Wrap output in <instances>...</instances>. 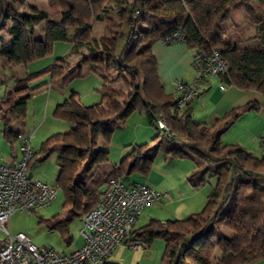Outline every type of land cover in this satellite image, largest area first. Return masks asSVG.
Returning a JSON list of instances; mask_svg holds the SVG:
<instances>
[{
  "label": "trees",
  "instance_id": "trees-1",
  "mask_svg": "<svg viewBox=\"0 0 264 264\" xmlns=\"http://www.w3.org/2000/svg\"><path fill=\"white\" fill-rule=\"evenodd\" d=\"M252 1L264 9V0H48L50 10L55 13L52 14L37 8L18 10L15 3L22 5L24 0H0V29L4 28L11 38L3 45L6 46L3 54L11 63L28 64L50 54L55 42L70 39L72 28L73 47L87 45L92 53L99 50L109 63L118 65L128 75L131 87V93L122 103L115 92H110L103 94L101 102L85 106L79 101V93L71 90L57 105L54 116L72 123L73 127L49 136L33 157L44 153L41 158L47 159L55 145H61L57 183L64 189L71 211L64 217L47 219L50 229L61 230L64 239L69 241L73 218H82L96 205L109 179L122 180L134 171L147 173L150 170L155 155L153 148L148 143L134 146L110 171L93 179L90 187L82 184V179L77 180L74 184L83 189V196L77 206L74 203L75 188L70 184L69 175L81 159L79 151L87 154L82 160L90 161L89 145L98 137L102 122H113L136 110H147L157 128L158 117H163L172 132L168 137L182 140L181 144L167 149L168 156L206 162L188 176L191 186L200 188L212 177L216 182L211 185L202 211L184 219L153 218L148 224L134 228L126 242L137 240L150 244L155 238H162L165 250L161 264H247L264 258V151L257 156L244 147L221 141L223 134L244 113L258 110L259 106L249 103L234 108L212 125L196 122L190 102L180 110L174 94L164 87L153 51L164 36L180 31L183 42L191 50H222L229 65L228 72L219 76L222 82L264 95V19L252 17ZM112 3L119 17L114 24L118 28L111 36L93 42L92 25L97 20H107L108 6ZM237 4L243 5L251 20L259 23L263 34L254 37L260 41L257 47L240 48L236 42L225 38L222 21ZM41 22H45V38L36 39L34 32ZM96 57L95 61H103ZM84 62L90 61L85 59ZM66 63L60 58L42 70L22 77L13 76L14 86L0 96L3 137L8 143L15 144L18 135L24 133L13 128V121H23L30 98L44 85L32 86V83L46 74H50L52 81L61 78L70 68ZM103 78L105 82L104 75ZM107 153V150H98L93 161L106 160ZM87 165L85 170L88 171L91 167ZM226 230L231 235L226 234ZM2 247L0 239V250ZM105 264L119 263L106 261Z\"/></svg>",
  "mask_w": 264,
  "mask_h": 264
},
{
  "label": "rangeland",
  "instance_id": "rangeland-1",
  "mask_svg": "<svg viewBox=\"0 0 264 264\" xmlns=\"http://www.w3.org/2000/svg\"><path fill=\"white\" fill-rule=\"evenodd\" d=\"M251 5L254 12L252 17H256L258 20L264 19V9L256 1H252ZM15 6L18 10L24 11H30L32 7L50 11L48 0H25L23 5L15 3ZM114 6L113 3L108 6L107 20H97L93 23V42L99 41L104 36H111L117 30L118 26L114 24L115 22L118 23L119 17ZM51 13L55 14L53 11ZM222 24L226 30L225 38L236 42L240 48L257 47L260 41L253 36L263 34L259 30V23L251 20L248 12L241 4L230 8ZM44 29L45 22L38 24L34 32V38L44 39ZM69 32L70 39L55 42L50 54L28 64L15 65L3 54L6 48L3 45L8 43L6 38L10 36L4 29L0 31V96H3L7 89L14 86L13 75L22 77L42 70L54 65L60 58H64L67 61L66 64L70 67L61 78L52 81L50 74H46L34 81L32 86L44 85L34 92L35 94L30 98L27 115L23 121H13L12 126L14 129L21 130L31 136L34 153L40 151L43 142L49 136L57 132H67L73 127L72 123L54 116L57 104L67 98L71 90H76L79 93V101L85 106L101 102L103 94L110 92H115L117 99L122 103L131 93L128 75L121 67L109 63L106 55L99 54V50L92 53L87 45L73 47L75 44L72 39L73 29L70 28ZM250 37L253 38L249 39ZM159 42L161 41L156 44H160ZM96 56L102 58L103 61H95ZM85 59L90 62L85 63ZM92 59H94V62H92ZM197 76L196 73L195 80ZM175 80L183 79L177 78ZM184 81L186 82V80ZM170 91L176 95L173 88H169ZM48 98H51L49 105L47 103ZM0 124L3 125L1 119ZM245 129L247 127L243 123H235L223 134L224 143L236 144L254 152L257 156H261L264 149L260 146L259 139H254V137L246 134ZM181 142L180 139L172 140L164 130L151 123L147 112H144V110H136L124 119L118 118L113 122H102L98 137L89 145L88 150L91 151L90 161H87V159L82 160V158H86L87 154L80 150L79 157L81 159L78 161V166L69 175L70 184L75 188L73 191L75 193L74 203L77 206V201L83 196V189L74 184L77 180L82 179L81 183H86L85 186L90 187L93 179L110 171L132 152L134 146L148 143L155 153L150 170L147 173L134 171L130 175L124 176L122 178L123 182L126 185L133 182L144 183L159 189L160 192H170L173 196L178 191L183 194L181 197H176L175 200H171L170 197L153 201L143 210L135 229L148 224L153 218L164 221L184 219L192 213L202 211L211 191V185L216 182V178L212 177L209 183L198 189L191 186L188 176L195 169L203 167L206 162L198 158L168 156L167 149L172 145H179ZM15 146L19 155L21 153L20 142L16 143ZM60 148L61 145H55L53 152L47 159L41 158L44 153H38L27 169L28 177L41 180L56 189V198L49 205L41 207L36 212L17 211L10 219L9 228L13 234L21 232L26 234L38 246H52L60 253H70L83 241L80 232L83 226L82 218L75 216L70 223L69 241L64 239L61 230L50 229L46 222L49 218L64 217L71 211V204L66 203V193L57 183L60 170L57 158L60 155ZM98 150H107L106 160L93 161ZM86 165L91 169L85 170ZM188 191L189 193L194 192V196L187 200L185 195H188ZM220 229L224 228L220 226ZM225 232L231 235L229 230ZM5 237L6 234L0 230V239L3 240ZM164 250L165 241L162 238H155L144 248H130L126 241H123L114 249L109 261L119 264H161ZM220 256V252H217V257Z\"/></svg>",
  "mask_w": 264,
  "mask_h": 264
},
{
  "label": "built area",
  "instance_id": "built-area-1",
  "mask_svg": "<svg viewBox=\"0 0 264 264\" xmlns=\"http://www.w3.org/2000/svg\"><path fill=\"white\" fill-rule=\"evenodd\" d=\"M139 13V11H137ZM184 41L180 31H174L161 39L164 45ZM192 64L197 78L194 82L176 80L179 92L177 107L186 104L201 94L200 83L207 76H220L228 72V62L217 48H201L193 52ZM157 125L168 129L163 117H158ZM21 156L12 164L0 158V230L6 234L0 250V264H105L114 249L126 241L135 228L143 210L155 200L170 198L168 192H160L151 186L133 182L126 185L123 180L111 178L103 185L98 202L82 217L81 235L84 242L71 253H60L52 246H38L24 233L13 234L9 223L19 210L36 212L49 205L57 196V190L49 184L28 177L27 169L34 157L31 136L19 134ZM264 149V131L259 136ZM130 248H144V241L126 242Z\"/></svg>",
  "mask_w": 264,
  "mask_h": 264
},
{
  "label": "crops",
  "instance_id": "crops-1",
  "mask_svg": "<svg viewBox=\"0 0 264 264\" xmlns=\"http://www.w3.org/2000/svg\"><path fill=\"white\" fill-rule=\"evenodd\" d=\"M32 8L40 9L38 7ZM48 12H52V10ZM3 29L4 28L0 29V31ZM253 37H250L249 39H252ZM10 39V37H7L6 42H9ZM159 43L160 44L154 45V53L158 61L159 75L168 92L169 88H173L176 91V95L174 96L177 100L179 92L175 86V79L182 78L183 81L186 80L188 83L195 81L196 72L192 64L194 50H191L184 42L173 44L171 46L164 45L161 42ZM200 85L201 94L196 99L190 101L189 104V107L192 109L193 118L196 122L212 125L234 108H239L249 103H255L259 106V109L244 113L236 123H243V125H246V134L254 137V139L257 138L258 140L259 136L264 131V95L262 93L253 90H243L234 85L226 84L222 82L221 78L218 76H207L202 80ZM169 93L173 92L170 91ZM47 103L48 105L51 103V98H48ZM145 111L147 112L149 121L153 123L150 113L147 110H144V112ZM164 132L166 131L164 130ZM166 135L168 136L167 133ZM223 139L222 136L221 141L224 143ZM19 142V140L16 141V143ZM15 144L11 145L6 141L3 137V125L0 124V158L7 164H12L21 156V153L19 155L17 154ZM156 190L160 191L159 189ZM169 194L171 200H175L176 197H181L183 193L178 191L175 193V196L171 195L170 192ZM185 196V199L188 200L194 196V192L189 193L188 191V195ZM83 242L84 239L73 251L81 247ZM108 262L110 261L108 260ZM247 264H264V258Z\"/></svg>",
  "mask_w": 264,
  "mask_h": 264
}]
</instances>
